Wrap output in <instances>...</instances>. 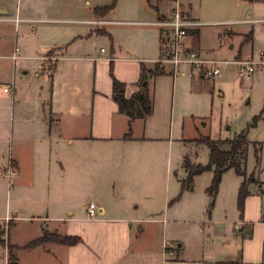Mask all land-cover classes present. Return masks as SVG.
<instances>
[{
	"label": "crops",
	"instance_id": "1",
	"mask_svg": "<svg viewBox=\"0 0 264 264\" xmlns=\"http://www.w3.org/2000/svg\"><path fill=\"white\" fill-rule=\"evenodd\" d=\"M111 2L0 0L7 9L0 14V124L8 123V129L0 127V170L9 148L16 168L0 213L7 232L2 264L10 261L7 244L23 246L44 230L80 239L72 245L49 241L19 248V264H25L19 260L23 251L34 256V264H264L262 172L248 184L242 215L237 206L241 180L231 196H215L210 203L209 196H201L194 206L169 205L181 187L177 177L171 182L173 149L179 165L182 153L176 146L203 135L210 112L207 89L193 92L177 79L202 81L189 75L186 65L173 74L165 63V73L146 79L151 112L134 118L119 110L112 84L113 77L122 82L126 97L141 90V65L152 69L161 54L155 21L169 16L176 3L203 22L190 30L189 41L205 56L253 58L256 40L264 38V0H130V11L141 19L131 21L138 28L128 30L126 43L116 38L118 23L124 22L114 18L118 10L95 12ZM249 33L251 40L243 44ZM103 39L107 49L96 45ZM15 46L21 51L13 60ZM29 72L42 80L27 78ZM6 83L13 94L4 104ZM181 89L190 104L178 111L176 125ZM261 114L258 120L264 119V110ZM257 123L248 129L249 144L264 142L250 133ZM165 180L173 190L163 192L158 210ZM90 202L98 207L94 219L88 218ZM27 219L38 223L36 237L16 239L7 225ZM164 239L177 242L169 260L162 254Z\"/></svg>",
	"mask_w": 264,
	"mask_h": 264
},
{
	"label": "rangeland",
	"instance_id": "2",
	"mask_svg": "<svg viewBox=\"0 0 264 264\" xmlns=\"http://www.w3.org/2000/svg\"><path fill=\"white\" fill-rule=\"evenodd\" d=\"M194 3L197 0H192ZM9 3H13L14 0H8ZM118 2V3H117ZM130 0H116L115 9L118 10V14L114 16V18H118L120 20H124V22H119V26H117L116 38L120 39L122 42L126 41V33L129 31H135L138 27L136 24L134 25L132 20L141 19L136 16L133 12L130 11ZM147 4H149L147 1ZM132 27H129L131 26ZM207 38H209L208 33L206 34ZM247 40V36L243 41ZM126 43V42H124ZM97 47L103 46L104 48H108L109 44H106L105 39L103 41L97 42ZM260 50H264V38H260V40H256V43L253 47V58L258 56ZM250 57V56H249ZM218 58V57H217ZM52 62L50 60L49 67L52 66ZM27 78L32 81H41L42 78H35L34 73L29 72ZM47 81V76L44 77ZM193 78L201 80L202 83L198 84L197 80L192 79V77H181L178 76V84H186L189 85V90H193V92H197L198 90L206 88L205 96L207 98L208 104L210 106V112L207 115V119H205L206 126L203 128V136H209L212 139H221L228 138L232 139L241 129L247 128V125L251 122L253 116L260 114V110L263 107L264 101V65L256 66L254 71L248 77H240L234 67L230 64H222L221 74L214 78H202L199 76H194ZM44 80V79H43ZM193 84V85H192ZM5 86H10L9 84H5ZM3 99L2 102L7 104L8 99L11 96V92L3 91ZM186 94V93H185ZM184 94V90H180L177 92L176 97V125L178 118V111H182V109L186 108L190 104V99L186 97ZM151 101V100H150ZM262 115V114H261ZM2 124V122H1ZM0 124V127H1ZM259 128L255 131H251V135L253 136H262L264 137V119L258 120ZM3 127L8 129V123ZM1 129V128H0ZM249 129V128H248ZM200 136V135H199ZM259 145H254V143H250L247 148V159H246V174L249 175L253 173L254 176H257L259 173L264 174V142L259 141ZM178 146V145H177ZM176 146V152L182 153L181 162L179 165L175 164L176 153L173 149L172 153V161H173V169L171 173V182H174V178L177 177L180 181V184L187 177V172L185 173L184 168V160L187 158L191 163H195V159L198 163L206 164L208 162L209 149L207 145L204 143H200L197 140L192 142H187L181 144L179 149ZM256 147L260 148V152L256 155ZM8 152V151H7ZM4 157L5 165L7 159V153L4 152L2 154ZM258 156V157H257ZM4 163V162H3ZM0 164H2L0 162ZM185 170V171H184ZM211 171V173H210ZM206 170L198 176L193 177V182L191 183L190 188L185 189L184 191L180 190L178 194L175 196H179V198H170L169 205L173 206L175 203H179L180 207H184L185 205H197L199 204L201 196H209L208 203H210L211 199H214L215 196H231V191L234 189L235 181L241 180L243 181V177L240 175H236L233 169H229L222 174L221 181L217 188L216 192L212 194L207 190L211 179L213 177V170ZM14 177L10 185L5 177L0 174V213L4 210L6 197L8 196L7 191L13 184ZM171 183V187L168 186L167 181L165 180L164 185L162 186V195L159 196V200L157 199V209L161 210L162 208V200H163V192H171L173 190V184ZM181 186V185H180ZM236 194V193H235ZM216 202V201H215ZM215 202L212 206H209V211L211 208H214ZM157 210V211H158ZM207 212V215L209 214ZM183 217V216H182ZM184 218V217H183ZM189 219V216L186 217ZM202 223V222H201ZM193 225L195 223L192 222ZM10 226L11 235H13L16 239L26 241L36 237L38 230V223L36 221H32L30 219L23 220L18 222V224L14 227ZM197 230H201L199 224H196ZM4 225L0 224V235L3 237L5 234L7 236V232L5 233ZM203 232L206 235L207 228L205 227ZM203 235V238L205 239ZM172 242L176 246V241L172 240ZM192 243V242H190ZM3 245L0 242V258L3 254ZM17 249H13L12 253L17 255ZM177 250V246L175 251ZM20 263L25 264H34V256L28 251H23L19 254ZM18 261V260H17ZM0 264H2V260L0 259Z\"/></svg>",
	"mask_w": 264,
	"mask_h": 264
},
{
	"label": "trees",
	"instance_id": "3",
	"mask_svg": "<svg viewBox=\"0 0 264 264\" xmlns=\"http://www.w3.org/2000/svg\"><path fill=\"white\" fill-rule=\"evenodd\" d=\"M149 1V0H147ZM116 0H112V2L108 5L95 8L96 13L106 14L110 10L115 7ZM190 32V31H189ZM193 35H197L196 32H192ZM252 34L249 33L247 36V41L251 40ZM246 43L245 41L243 44ZM161 50V46H160ZM142 70V78L143 82L148 78V76H156L159 74L165 73L164 67L159 66L158 62H155L154 67L152 69H146L144 64L141 65ZM113 99L117 102L119 110L124 112L129 117H144L148 113L151 112V101L148 98L147 91L142 92L139 90L135 94L130 97H126L124 95V84L113 77ZM264 110V104L260 111V114L253 116L251 122L247 125V128L241 129L232 139H212L209 136L200 135L197 139L198 142L204 143L207 145L209 149V157L208 162L206 164H193L187 158L184 160V168L187 172V177L181 183V191L190 188L191 183L193 182V177L197 174H200L206 170H213V177L211 179V183L208 187V191L210 194L217 191L219 183L221 181L222 173L232 168L235 173L243 177V181L241 182L238 190L237 197V206L242 215L244 208V200L247 195H249L248 184L251 182H255L256 179L253 173L249 175L246 174V159H247V132L250 126H254L258 119L261 116L262 111ZM254 145H259V142L254 143ZM256 155L260 152V148L256 147ZM258 157V156H257ZM79 236L76 235H61L56 232H49L44 230L40 237H37L23 246H15L7 244V248L9 251V260H17L15 255L12 253L13 249L19 248H31L36 245L44 244L49 241L57 242L60 244L72 245L79 241ZM0 242L5 243L4 239L0 235Z\"/></svg>",
	"mask_w": 264,
	"mask_h": 264
},
{
	"label": "built area",
	"instance_id": "4",
	"mask_svg": "<svg viewBox=\"0 0 264 264\" xmlns=\"http://www.w3.org/2000/svg\"><path fill=\"white\" fill-rule=\"evenodd\" d=\"M17 19L16 17L15 20ZM94 22L101 23L103 20H95ZM155 24L160 29L161 46V54L156 62L161 67H164L165 63H169L173 74L179 71L181 65H186L188 66L189 75L214 78L221 74L222 64H232L240 77H248L256 66L264 65V51H260L257 58L250 59L228 60L205 56L199 48L194 47L189 41L191 36L189 31L199 27L203 22L190 18L179 3H176L169 16L157 19ZM20 51V47L15 46L11 58L16 60ZM52 59H55V57H52ZM3 89L13 94L12 86H5ZM0 174L6 178L8 185H10L16 174L10 148L8 149L7 164L0 170ZM97 209V205L90 202L88 205V218L94 219ZM175 248L176 246L172 240H163L162 254L164 260H169L175 256Z\"/></svg>",
	"mask_w": 264,
	"mask_h": 264
},
{
	"label": "water",
	"instance_id": "5",
	"mask_svg": "<svg viewBox=\"0 0 264 264\" xmlns=\"http://www.w3.org/2000/svg\"><path fill=\"white\" fill-rule=\"evenodd\" d=\"M7 12V9L4 8V7H0V14H4ZM147 84V81L144 80L142 83H141V91L144 92L145 91V86ZM8 264H19V262L17 260H10L8 262Z\"/></svg>",
	"mask_w": 264,
	"mask_h": 264
}]
</instances>
